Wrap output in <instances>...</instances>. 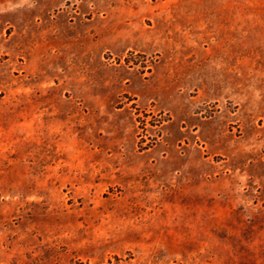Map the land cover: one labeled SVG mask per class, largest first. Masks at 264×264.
I'll list each match as a JSON object with an SVG mask.
<instances>
[{
  "label": "rangeland",
  "instance_id": "374dc122",
  "mask_svg": "<svg viewBox=\"0 0 264 264\" xmlns=\"http://www.w3.org/2000/svg\"><path fill=\"white\" fill-rule=\"evenodd\" d=\"M0 264H264V0H0Z\"/></svg>",
  "mask_w": 264,
  "mask_h": 264
}]
</instances>
